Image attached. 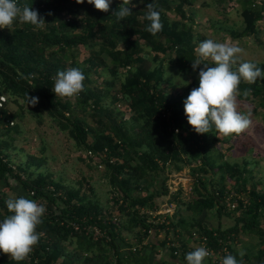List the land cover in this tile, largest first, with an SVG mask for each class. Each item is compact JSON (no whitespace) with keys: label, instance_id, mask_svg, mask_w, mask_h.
Instances as JSON below:
<instances>
[{"label":"trees","instance_id":"1","mask_svg":"<svg viewBox=\"0 0 264 264\" xmlns=\"http://www.w3.org/2000/svg\"><path fill=\"white\" fill-rule=\"evenodd\" d=\"M185 2L173 7L171 0H132L135 7L131 15L117 20L113 13L122 0H110L108 12L96 9L87 0H17L21 8L28 5L38 10L44 24L38 27L17 18L11 29L0 28V96L7 97L0 106V126L13 138L10 133L19 130L14 120L25 113L39 124L51 119L59 130L76 140V150L85 151L94 168L105 166L111 186V206H104L88 180L92 176L83 175L77 189L67 188L50 173L34 176L46 164V156L31 154L25 165L14 166L5 149L9 142L0 138V221L14 214L5 201L14 190L12 182L17 181L23 189L20 196L46 209L36 229L40 239L33 246L43 264L53 260L64 264H124V247L141 243L147 235L146 215L141 210L159 209L161 197L170 193L169 174L186 166L191 167L194 177L193 192L188 199L182 198L181 188L171 194L170 201L177 203L172 226L187 231L200 228L215 249L226 247L237 260L245 262L254 257L258 264L264 263L263 180L255 178L247 159L219 162L225 154L212 147L211 141L218 133L215 125L210 132L198 134L184 111V96L176 80L193 75L189 87L199 86V71L204 65L193 70L192 63L199 58L196 39L206 38L190 23L194 18L187 14ZM148 3L162 9L163 29L155 36L146 31L151 23L146 19ZM239 3L244 30L222 27L236 37L252 35L264 20V0ZM172 10L178 15L174 20L169 16ZM85 50H89V56L81 61L80 54ZM203 62L215 66L208 59ZM252 62L264 70V62ZM73 67L85 75L84 90L72 97L56 96L52 88L57 72ZM238 67L234 65L233 70ZM122 68L126 69L123 74ZM100 75L104 76L103 82L96 78ZM245 89L252 90L247 97L243 95ZM239 92L240 102L255 100L264 108V80L258 78L250 84L241 79ZM28 95L39 98L35 106L28 104ZM9 102L17 105L18 112L10 110ZM126 111H132L128 118ZM228 178L234 181L233 194L226 184ZM87 190L92 195H87ZM214 211L218 216H233L235 212L234 225L223 229L199 221L203 213ZM116 212L119 216L114 220L111 215ZM69 222L92 227L76 230ZM154 227L156 233L167 229V225ZM242 233L259 239L241 258L232 241ZM130 234H135L138 242L129 241ZM68 245L73 249L69 250ZM256 247L260 248L254 252ZM127 252L138 255L141 250ZM0 264L26 261H15L0 251Z\"/></svg>","mask_w":264,"mask_h":264},{"label":"rangeland","instance_id":"2","mask_svg":"<svg viewBox=\"0 0 264 264\" xmlns=\"http://www.w3.org/2000/svg\"><path fill=\"white\" fill-rule=\"evenodd\" d=\"M182 0H171V4L174 7L178 2ZM184 8L187 14L194 18L193 24L197 32H201L206 36V39H213L217 42H223L230 40L232 43L239 46L243 51L239 54V64L241 61H253L257 60L264 62V20L259 24V30L248 36L236 37L231 35L224 27H231L235 30L242 32L245 27L243 17L241 15L242 6L239 0H185ZM262 1V0H260ZM208 2V3H207ZM169 16L174 20L178 18L177 12L172 10L169 12ZM222 25L220 26V24ZM224 26V27H222ZM196 39L197 47L203 41ZM163 58V54H159ZM89 56V50H85L80 54L79 60H84ZM153 55H150L152 58ZM151 60V59H150ZM212 61L210 58L208 59ZM213 62V61H212ZM156 64L155 62H152ZM122 74L126 72L125 68L120 69ZM104 72L102 70L100 73ZM96 77V76H95ZM100 82H103L104 76L96 77ZM194 76H188L176 83L179 85L178 89L180 94L184 96V101L190 94L193 88L196 86L189 85L193 82ZM167 84H165L166 87ZM119 86V82L115 86L116 89ZM172 91V88L169 89ZM10 110L18 112V107L13 102L8 104ZM256 107V109H254ZM251 109L250 119L252 121L251 126L242 132L239 136L234 134L225 137L219 132L211 143L214 149H220L225 154L223 158H219V162L224 160L230 162H243L245 159L249 161L248 168L253 170V175L256 179H261L264 182V108L258 105L257 101L250 103H243L238 100V111L247 114L248 109ZM125 107H122V110ZM125 116L128 118L131 116L132 111H126ZM14 124L19 126L18 132L12 131L10 135L13 138H9L7 135V129L0 126V138L6 139L9 142V147L5 148L9 159L14 166L25 165L28 155H36L38 157L46 156V164L39 170H36L34 176L39 172L50 173L55 179H60L67 188H79V181L82 176L85 175L90 180L94 187L96 198L104 206H111V186L109 183V176L105 170L97 168L95 164L88 159L85 155V151L79 152L76 150V140L72 137H68L67 134L59 130L54 122L47 118L43 124H39L37 120L25 113L24 117L16 118ZM80 156H85L84 160ZM91 162V163H90ZM87 164L91 165V168ZM194 165V164H192ZM196 166V165H195ZM249 175V173H248ZM172 176V177H171ZM171 178L172 188L181 187L184 191L182 198H190L192 196L194 187V177L191 173V167L186 166L181 171H174L169 174ZM14 190L10 192L12 199L20 196L15 192L19 182L13 181ZM178 184V185H177ZM228 189H235L234 181L229 178L226 180ZM252 180L249 181L251 186ZM210 188V183L207 185ZM22 193V192H21ZM87 195H92V192L87 190ZM245 196V194H244ZM167 195L161 197L162 203L167 201ZM235 206V204H233ZM176 209V208H175ZM230 211V210H229ZM185 214H189L188 211L183 210ZM232 212V210H231ZM210 218L217 219L218 213L216 211L208 215ZM231 218H227L232 225L235 223V212ZM212 222H214L213 219ZM264 223V215L262 218ZM245 234L239 235V240L249 242L251 245H255L258 237L248 238ZM135 242H138L136 237ZM244 249L247 245H243ZM125 248V247H124ZM68 249L72 250L73 245H68ZM10 256V254H7Z\"/></svg>","mask_w":264,"mask_h":264},{"label":"clouds","instance_id":"3","mask_svg":"<svg viewBox=\"0 0 264 264\" xmlns=\"http://www.w3.org/2000/svg\"><path fill=\"white\" fill-rule=\"evenodd\" d=\"M83 2L84 0H77V3ZM87 2L103 12H108L110 7V0H87ZM132 7H135L132 0H122L119 9L113 15L117 20H123L131 15ZM146 8L148 9L146 19L151 22L146 31L155 36L163 29L162 9L157 10L154 3H148ZM48 14L51 15V12ZM17 18L22 23H30L38 27L45 22L43 16L32 6L24 5L21 8L17 0H0V28L11 29L13 21ZM242 51L230 40L217 42L206 39L196 48L199 58L193 60L192 68L195 70L201 64L204 67L199 71V86L193 88L184 101V111L188 123L198 134L210 132L213 124L225 137L234 133L239 135L251 126V109H248L247 114L237 110L239 85L241 79L250 84L255 83L258 78L264 80V70L252 61H241L238 69L233 70ZM209 58L215 66L203 62ZM84 80L85 75L79 68L58 71L52 90L56 96L72 97L84 90ZM251 91L245 89L243 95L247 97ZM38 100V97L28 95V104L35 106ZM5 203L9 212L14 214L0 221V251L10 254L11 259L15 261H23L40 239L36 229L42 224L41 218L46 209L44 205L24 196L10 198ZM209 255V251L201 246L187 253L186 260L188 264H203L204 259ZM244 255L243 251L239 252L241 258ZM222 264H243V260H237L235 256L228 254Z\"/></svg>","mask_w":264,"mask_h":264},{"label":"built area","instance_id":"4","mask_svg":"<svg viewBox=\"0 0 264 264\" xmlns=\"http://www.w3.org/2000/svg\"><path fill=\"white\" fill-rule=\"evenodd\" d=\"M6 100H7L6 95L5 94L1 95L0 96V106H3ZM88 154L92 155V152L89 151ZM169 181L172 184L171 178L168 179V182H167L169 185V190H170V193L167 195L168 197L167 201L165 203H162L159 209L157 210H151V209H145V208L141 210V213L143 214V216L146 215L145 221L148 224V227L145 228L144 231L147 232V235H145L144 238H142L141 243H138L132 247H128L127 248L128 250L132 249L134 252L137 250H141L148 243V238L155 235L156 231H155L154 225H159V226L167 225V228L171 225V222H172L171 217L176 213L177 203L174 201H170V197H171V194H173L174 192H177L181 187L178 186V188H175L176 190H174L172 188V185L169 184ZM111 216L114 220H117L119 213L116 212ZM169 216H171L170 217L171 219H168ZM69 223L76 230H79L80 228H83V227L86 229H90L92 227L91 225H83L78 222H69ZM159 230H160L159 232H165L167 234V237H168L167 246L172 250V253L174 254V256L180 260L181 264L187 263V260H186L187 253L194 251L197 247H201V246L205 247L210 253V255L205 258L206 261L203 264H222L223 259L228 254H230V250L227 249L226 247H221L219 250L212 247L209 237L205 233H203L200 230V228H194L190 231V233L186 232L181 227H178V228L172 227L171 229V226L168 229H159ZM95 231L101 232L99 228H95ZM189 238L190 240L186 241ZM219 243H223V241L220 239ZM25 261H26V264H43L41 257L35 256L34 248L32 252L28 255V257L25 259ZM51 264H64V263L61 260H53ZM113 264H118V263L114 261Z\"/></svg>","mask_w":264,"mask_h":264},{"label":"crops","instance_id":"5","mask_svg":"<svg viewBox=\"0 0 264 264\" xmlns=\"http://www.w3.org/2000/svg\"><path fill=\"white\" fill-rule=\"evenodd\" d=\"M15 192L19 194L23 192L21 185L17 186V189ZM208 215H210V212H205L199 217V221L203 222L204 226H212V227L221 226L223 229L229 227L228 225L229 221L227 218H231L230 216H227V215L218 216V218L214 220V218H210ZM174 216H172V219H174ZM168 219L170 218L168 217ZM210 219H213L214 222H212V220ZM170 226L172 229L173 227L172 222ZM170 226L168 228H170ZM185 231L190 233V231H187V230ZM244 236H247V235H244ZM136 237L137 236L135 234H130V236H128L127 238L129 239V241L135 242ZM167 238L168 237L165 232L158 233L157 231V233H155L154 236H151L148 238V243L141 249V252L138 255L127 254L128 247H125L124 251L126 252V255H125L124 264H181L180 260L172 254V250L167 246ZM239 239H240L239 235H236L235 240L232 241V244H233L232 246L238 249L239 251H243L245 254H249L251 251L250 247L252 245L249 242H245V241L240 242ZM188 240H190V238L187 239L186 241ZM244 244L247 245V248L245 249L243 247ZM259 248L260 247H256L254 252H257ZM205 261L206 260L204 259L203 263H205ZM243 264H258V263L254 257H250V259L243 262ZM260 264H264V263H260Z\"/></svg>","mask_w":264,"mask_h":264}]
</instances>
